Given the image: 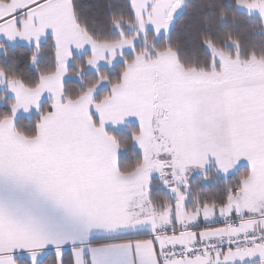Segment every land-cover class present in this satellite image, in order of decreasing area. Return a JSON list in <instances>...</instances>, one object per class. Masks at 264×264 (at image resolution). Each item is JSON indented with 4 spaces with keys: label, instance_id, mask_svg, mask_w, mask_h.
Returning <instances> with one entry per match:
<instances>
[{
    "label": "snow or ice",
    "instance_id": "snow-or-ice-1",
    "mask_svg": "<svg viewBox=\"0 0 264 264\" xmlns=\"http://www.w3.org/2000/svg\"><path fill=\"white\" fill-rule=\"evenodd\" d=\"M232 5L264 24V0ZM189 7L0 0V37L30 48L0 65V264H264V50L201 30ZM117 58L112 79L101 62ZM32 109L34 129H18V111ZM130 117V137L108 130ZM242 158L238 182L192 196V170L214 161L227 174ZM153 174L170 194L159 203Z\"/></svg>",
    "mask_w": 264,
    "mask_h": 264
},
{
    "label": "trees",
    "instance_id": "trees-1",
    "mask_svg": "<svg viewBox=\"0 0 264 264\" xmlns=\"http://www.w3.org/2000/svg\"><path fill=\"white\" fill-rule=\"evenodd\" d=\"M89 4H94L97 0H86ZM111 0H104V5L110 6ZM188 11L192 14V19L198 24L203 30L207 28L212 32L213 35L222 39L227 33H231L232 36H240L242 40L246 41L248 45L256 46L259 50H264V24H261L259 19L256 16L245 15L243 10H237L232 5V0H190V7ZM224 16V19L221 20V16ZM178 27H184L189 22L188 21H180L177 20ZM93 27H95L99 34L104 35L107 32L106 25L104 23H94ZM9 55L8 57L4 56V53L0 57V65L8 67L11 69V63L13 60L22 61L24 57L27 56L30 51L29 46L17 45V46H9L5 45ZM90 52L78 55L74 54L73 59H79L83 61L84 57L89 55ZM189 59L193 63L202 62L203 57L199 50H193ZM47 67V62L42 65V68ZM70 67H74L73 61L70 62ZM123 67L122 63L118 61L113 66H101V70L107 71L110 78L118 79L120 75V69ZM94 70H91L89 74H93ZM23 75V73H20ZM91 76L86 75V79H90ZM71 75L69 76V80H71ZM74 89L69 88V91H73ZM107 88L101 89V94L106 91ZM6 90L0 91V93L5 92ZM6 98L8 100H14V98L7 94ZM44 108V104L41 108V111ZM7 104L0 103V112L8 111ZM40 119V113L33 114L31 116H20L16 119V127L22 131L33 130L36 121ZM138 128V125L131 124L122 129H109L114 135L120 138L130 137L131 130ZM134 145H130L128 148H125V152L123 153L120 163L121 166H125L134 162L133 158H131V154L135 152ZM138 155V153H137ZM248 167L243 166L239 168L234 174L229 176L228 178H218L216 174L212 172H206L212 181L209 184H205V179L202 177L204 175H198L189 180V183L193 185L192 187V196L193 197H202L206 194H210L212 192H222L226 184L232 183L233 181L238 182V178L241 174H245L248 171ZM213 178H215L213 180ZM153 195H155L156 201L162 202L167 195H170L166 192V190L158 183V180L154 181V185L152 188ZM191 199V197H190ZM192 202V201H191ZM191 202L189 204H191Z\"/></svg>",
    "mask_w": 264,
    "mask_h": 264
},
{
    "label": "crops",
    "instance_id": "crops-1",
    "mask_svg": "<svg viewBox=\"0 0 264 264\" xmlns=\"http://www.w3.org/2000/svg\"><path fill=\"white\" fill-rule=\"evenodd\" d=\"M0 42L4 43V45H9V46H17V45L28 46L24 41H22V40H20V39H17V40H15V41H6V40H4L3 37H0ZM73 51H74V54L83 55V54H86V53L90 52V49L86 46L85 49H82V50H75V49H74ZM3 53H4V49H0V57H1V55H2ZM118 61H119V58H117V60L114 61L113 63L116 64ZM70 62H71V60H70ZM70 62H69V63H70ZM115 64H113V65H115ZM113 65H112V66H113ZM102 66H108V65H106V64H102ZM69 76H70V75H69ZM2 90H6V85H0V91H2ZM7 94L10 95V96H12V97L14 98V94H12L11 92H7ZM46 95H47V94H46ZM42 106H43V104L41 105V108H42ZM36 113H39L36 109H32L29 113H24L23 110L18 111V113H17V115H16V117H15V120H14L15 126H16V119H17L18 117H20V116H31V115L36 114ZM131 124H136V125H138V120H137L136 118H134V117H130V118H127L122 124H120V125H118V126H116V127H112L110 124H109L107 127H108V130H109V129H122V128H125L126 126L131 125ZM138 126H139V125H138ZM134 147H135V146H134ZM124 152H125V149H122V150L120 151V153H119V157H120V159H121V157H122V155H123ZM243 166H246V167L249 168L248 162H247L245 159L242 158V159L238 162V164H237L236 166H234L233 169L229 170L228 173H232L233 171L236 172L239 168H241V167H243ZM212 171L216 174V177H218V178H224V179H226V178L229 177V175H226V174H224L222 171L217 170L216 167H215V162L213 161L212 163H210L209 165H207L203 171H201V170L198 169V168L192 170L191 175L189 176V180H190L191 178H194V177L198 176V175H204L206 172H212ZM235 172H234V173H235ZM234 173H233V174H234ZM231 175H232V174H231ZM231 175H230V176H231ZM210 179H211L210 181H212V178H210ZM214 179H215V178H213V180H214ZM155 180H158V177H157L155 174H153V181H155ZM153 185H154V182H153ZM161 186H162V185H161ZM162 187H163V186H162ZM165 190H166V189H165ZM166 192H167V190H166ZM167 193H168V192H167ZM190 202H191V199H190V197H189V199L186 201V204H189ZM255 259L258 260L259 258L256 257Z\"/></svg>",
    "mask_w": 264,
    "mask_h": 264
},
{
    "label": "rangeland",
    "instance_id": "rangeland-1",
    "mask_svg": "<svg viewBox=\"0 0 264 264\" xmlns=\"http://www.w3.org/2000/svg\"><path fill=\"white\" fill-rule=\"evenodd\" d=\"M252 16H255V15H252ZM149 27H150V26H149ZM102 64H104V63L101 62V66H102ZM113 64H115V63H113ZM68 78H69V77H68ZM234 172H235V171H233L232 173H227L226 175H229V176H230V175L233 174ZM224 174H225V173H224ZM210 180H211L210 177H209V179H206V180H205V184H209V183H210Z\"/></svg>",
    "mask_w": 264,
    "mask_h": 264
}]
</instances>
